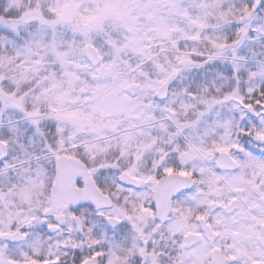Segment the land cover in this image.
Returning a JSON list of instances; mask_svg holds the SVG:
<instances>
[{"label":"snow or ice","instance_id":"1","mask_svg":"<svg viewBox=\"0 0 264 264\" xmlns=\"http://www.w3.org/2000/svg\"><path fill=\"white\" fill-rule=\"evenodd\" d=\"M0 264H264V0H0Z\"/></svg>","mask_w":264,"mask_h":264}]
</instances>
